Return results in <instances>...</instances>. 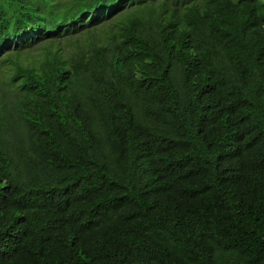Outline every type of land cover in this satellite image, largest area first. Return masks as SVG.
<instances>
[{"label":"trees","instance_id":"16d2710c","mask_svg":"<svg viewBox=\"0 0 264 264\" xmlns=\"http://www.w3.org/2000/svg\"><path fill=\"white\" fill-rule=\"evenodd\" d=\"M1 73L0 264H264V0H0Z\"/></svg>","mask_w":264,"mask_h":264},{"label":"rangeland","instance_id":"374dc122","mask_svg":"<svg viewBox=\"0 0 264 264\" xmlns=\"http://www.w3.org/2000/svg\"><path fill=\"white\" fill-rule=\"evenodd\" d=\"M113 10H108L107 11V15H110L112 13ZM91 20H94V17H91ZM40 54V50H34V51H30L24 54V59H26L27 57H34V56H38ZM10 71V70H9ZM8 72V71H7ZM6 72V73H7ZM11 73V72H10ZM10 73H8L7 75H9ZM4 74H0V78L5 79V76H3Z\"/></svg>","mask_w":264,"mask_h":264}]
</instances>
